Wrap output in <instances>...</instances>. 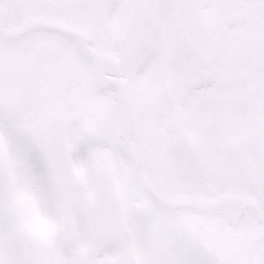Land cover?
<instances>
[{"label": "snow or ice", "instance_id": "6c2138e0", "mask_svg": "<svg viewBox=\"0 0 264 264\" xmlns=\"http://www.w3.org/2000/svg\"><path fill=\"white\" fill-rule=\"evenodd\" d=\"M0 264H264V0H0Z\"/></svg>", "mask_w": 264, "mask_h": 264}]
</instances>
